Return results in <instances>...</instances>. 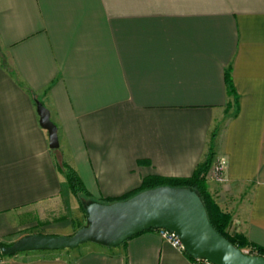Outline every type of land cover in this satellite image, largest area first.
Returning a JSON list of instances; mask_svg holds the SVG:
<instances>
[{"label":"crops","instance_id":"0c3cea01","mask_svg":"<svg viewBox=\"0 0 264 264\" xmlns=\"http://www.w3.org/2000/svg\"><path fill=\"white\" fill-rule=\"evenodd\" d=\"M210 148L226 161L212 197L264 247V0H0V238L75 196L59 160L104 201L190 176ZM1 264L196 263L153 229Z\"/></svg>","mask_w":264,"mask_h":264},{"label":"water","instance_id":"95a60500","mask_svg":"<svg viewBox=\"0 0 264 264\" xmlns=\"http://www.w3.org/2000/svg\"><path fill=\"white\" fill-rule=\"evenodd\" d=\"M39 125L47 131L50 149L59 147L58 128L50 110L35 99ZM86 224L70 235L27 234L9 245L0 244V254L23 251L74 249L91 242L115 247L150 229L163 228L178 235L184 251L211 264H264V257L245 254L210 223L198 193L189 187L161 185L109 203L85 205Z\"/></svg>","mask_w":264,"mask_h":264},{"label":"trees","instance_id":"16d2710c","mask_svg":"<svg viewBox=\"0 0 264 264\" xmlns=\"http://www.w3.org/2000/svg\"><path fill=\"white\" fill-rule=\"evenodd\" d=\"M225 78L228 87H230L229 86L230 78L228 76V73H226ZM214 135L215 133L212 134V137H214ZM212 155H213V150L210 148L204 159L195 166L190 176L163 177L159 175H150L142 179L141 185L138 189L130 191L119 198L107 199L104 201L99 200V201L104 203H109L116 200H123L138 193L141 190L153 188L161 185L189 187L190 189L198 193L206 208L211 225L221 235L227 238L232 244L237 246L239 249H249L250 251H252L253 255L264 257V247L252 244L247 240L245 235H243L242 233H237V234L229 233L228 228L231 217L228 213L222 211L219 208L215 199L209 193L207 182L205 180L206 173L212 162ZM59 167L62 171H64L70 190L75 196L79 193H83L87 196H90L89 192L86 190L80 176L78 175L75 169H73L71 166L67 165L63 161L59 164ZM184 253L194 261L204 262L203 260L194 259L193 257L189 256L185 251Z\"/></svg>","mask_w":264,"mask_h":264},{"label":"rangeland","instance_id":"374dc122","mask_svg":"<svg viewBox=\"0 0 264 264\" xmlns=\"http://www.w3.org/2000/svg\"><path fill=\"white\" fill-rule=\"evenodd\" d=\"M58 149L59 147L53 150L56 152L58 151ZM219 159L220 158L217 156L215 157L213 153L212 162L205 176L209 193L213 192L212 189H210L209 187L214 183L217 186L218 184L220 185L226 182V180L219 181L215 178L214 166L217 165ZM59 161L60 163L62 162V160ZM233 195L234 194L232 193V199L234 198ZM91 201L99 200L93 199V197L87 196L83 193H79L76 195V198L75 196H71L69 202L60 200L52 204V206H48L47 208H35L29 211H25L24 214L13 217V220L16 221L14 231L10 236L0 238V244L9 245L20 237L32 233H41L47 235H70L79 227L86 224L85 205ZM236 225V218L232 216L229 222V233H240L236 231ZM88 243L91 242L80 244L74 249L83 247ZM5 256L6 255L4 254H0V259H2V262ZM195 263L208 264L198 261H195Z\"/></svg>","mask_w":264,"mask_h":264},{"label":"built area","instance_id":"2783aa9c","mask_svg":"<svg viewBox=\"0 0 264 264\" xmlns=\"http://www.w3.org/2000/svg\"><path fill=\"white\" fill-rule=\"evenodd\" d=\"M225 166H226V161L225 159L223 158H220L218 160V163L216 166H214V171H215V178L216 180H219V181H224L226 180L225 177H224V169H225ZM217 176V177H216ZM158 231V234L159 236L168 241L172 246L180 249V250H184L183 248V245L178 237V235L174 232H171V231H168L166 229H163V228H158L157 229ZM245 254H249V255H253L252 251H250L249 249H241ZM197 260H202V259H197ZM204 263H208V264H211L209 263L208 261L206 260H203ZM2 262V259H0V263Z\"/></svg>","mask_w":264,"mask_h":264}]
</instances>
